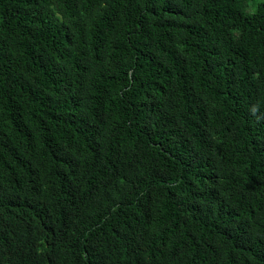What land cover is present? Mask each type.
Here are the masks:
<instances>
[{
    "label": "trees",
    "instance_id": "1",
    "mask_svg": "<svg viewBox=\"0 0 264 264\" xmlns=\"http://www.w3.org/2000/svg\"><path fill=\"white\" fill-rule=\"evenodd\" d=\"M0 264H264V0H0Z\"/></svg>",
    "mask_w": 264,
    "mask_h": 264
}]
</instances>
